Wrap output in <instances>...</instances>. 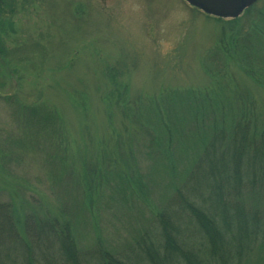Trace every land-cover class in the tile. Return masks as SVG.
I'll return each instance as SVG.
<instances>
[{"label": "rangeland", "instance_id": "obj_1", "mask_svg": "<svg viewBox=\"0 0 264 264\" xmlns=\"http://www.w3.org/2000/svg\"><path fill=\"white\" fill-rule=\"evenodd\" d=\"M18 4L15 34L0 37L4 52L0 50V199L14 200L22 219L56 217L61 207L60 214L67 212L71 218L67 220L78 224L82 220L78 250L112 248L132 261L134 255L127 248L143 232L149 207H156L146 197L137 204L118 202L114 195L121 183L115 175L121 169H140L143 180L150 167L144 159L149 138L145 131L133 130L121 108L107 98L115 95L117 87L128 88L129 101L147 100L144 108L149 100L172 91L207 92L215 82L204 63L223 56L219 43L232 20L208 16L185 0H29L26 4L19 0ZM255 6V13L253 7L249 9L251 17L245 12L238 18L237 31L261 24L264 0ZM233 70L264 102V88L256 89L241 70L234 66ZM29 109L36 111V119ZM46 119L53 126L47 127ZM104 149L115 152L109 163L102 157ZM65 150L68 166L63 162ZM97 163L103 168H86ZM82 180L85 191L91 188L96 193L91 215L86 216L77 208L71 214L67 208ZM61 181L62 188H57ZM149 189L154 191L153 186ZM35 234L32 230V250L40 245ZM255 253L248 264L257 263ZM36 254L37 264H63L57 248Z\"/></svg>", "mask_w": 264, "mask_h": 264}, {"label": "trees", "instance_id": "obj_2", "mask_svg": "<svg viewBox=\"0 0 264 264\" xmlns=\"http://www.w3.org/2000/svg\"><path fill=\"white\" fill-rule=\"evenodd\" d=\"M18 1L0 0V37L15 34ZM262 17L261 24L242 31L236 30L239 19L225 26L219 43L223 56L204 63L206 74L215 82L207 92L172 91L149 100L144 108L147 100L129 101L128 88L117 87L115 95L107 98L106 102L121 108L133 130L145 131L149 138L144 155L150 164L146 178L141 180L140 169L114 172L121 183L114 195L118 202L137 204L146 197L156 207H149L143 232L127 248L134 255L132 261L122 259L112 248L78 250L82 220L79 224L67 220L71 218L67 212L60 214L61 207L56 217L22 219L14 200L5 202L1 196L0 264H37L36 251L52 248H57L63 264H82L83 260L85 264L89 260L95 264H244L246 259L248 264L255 251L256 264H264V102L233 70V66L241 70L256 89L264 88V9L259 13ZM27 112L36 119L34 109ZM45 121L47 127L53 126L50 119ZM114 156V150L104 149L102 157L109 158L108 163ZM68 160L65 150V166ZM87 167L103 168L100 163ZM68 178L72 182V175ZM62 181L57 188H62ZM84 189L82 180L80 191L67 206L71 214L77 208L83 216L91 215L96 193ZM32 230L40 242L34 250Z\"/></svg>", "mask_w": 264, "mask_h": 264}, {"label": "water", "instance_id": "obj_3", "mask_svg": "<svg viewBox=\"0 0 264 264\" xmlns=\"http://www.w3.org/2000/svg\"><path fill=\"white\" fill-rule=\"evenodd\" d=\"M204 13L223 19H237L259 0H186Z\"/></svg>", "mask_w": 264, "mask_h": 264}]
</instances>
